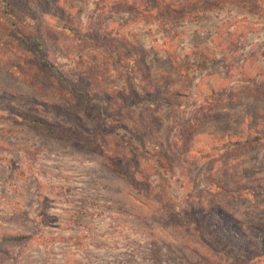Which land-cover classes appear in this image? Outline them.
Here are the masks:
<instances>
[{
    "label": "rangeland",
    "instance_id": "1",
    "mask_svg": "<svg viewBox=\"0 0 264 264\" xmlns=\"http://www.w3.org/2000/svg\"><path fill=\"white\" fill-rule=\"evenodd\" d=\"M33 7L115 43L123 60L104 85L127 94L131 81L139 97L109 119L98 141L103 155L84 146L87 139L39 134L23 119L42 117L77 136L83 129L66 114L93 130L104 124L99 110L0 64V233L30 237L0 244V264H264L212 235L206 212L229 221L227 231L264 242V140L216 163L175 159L178 146L195 157L218 136H264V0H33ZM59 39L103 71L102 41ZM2 55L11 64L0 47ZM232 173L241 177L228 184L230 196L209 190L214 177ZM239 186L249 191L240 195Z\"/></svg>",
    "mask_w": 264,
    "mask_h": 264
},
{
    "label": "trees",
    "instance_id": "2",
    "mask_svg": "<svg viewBox=\"0 0 264 264\" xmlns=\"http://www.w3.org/2000/svg\"><path fill=\"white\" fill-rule=\"evenodd\" d=\"M60 36L72 37L79 41H90L92 45L97 47L102 41L109 56L103 71L100 70L97 63H92L84 57L72 53L70 47L62 44L59 39ZM0 47L14 58L10 64L8 59L4 57L5 55L0 57V64H7L12 75L25 80L43 79L49 84L65 90L67 92L65 94L70 95L71 98L81 99L89 109L99 110L104 116V118L99 117L104 123L103 126L100 125L99 129L91 130L82 124L81 118L76 114L67 113L69 122L83 129L81 130L82 133H77V136L71 128L60 123H50L42 117L31 114L23 115L24 123L39 134L64 139L75 137L87 139L84 146L99 150L100 153L106 155V150L98 142L101 132L106 130L105 127L109 119L114 121V118L126 115L127 106L133 107V101H138L136 98L139 97V93L134 89V84L128 79H126V84L128 85L129 82L130 89L127 86V94L125 90L116 87L107 88L104 85L106 77L110 76V68L112 67L115 71V68L120 67V62L123 60V57L119 55L120 48L109 40L90 36L80 24L69 17L49 10L44 14L39 13L33 7V0H0ZM130 93L133 98L127 96ZM116 96H118L120 103L116 100ZM129 118L131 119V117ZM84 130L87 131L86 134ZM137 137H139V142L145 145V139L143 140L142 136ZM236 137L235 135L218 136L209 152L195 157H190L188 149L178 146L175 159L178 163L189 162L190 165H197L202 158L210 163H216L233 153L257 149L264 140V136L257 134L243 138ZM157 142L154 144L151 141L148 144L158 147ZM162 151L164 150L162 149ZM163 164L166 163L163 161ZM120 169V167L113 166V170L118 174L121 173ZM169 170L171 171V169ZM126 176L130 178L129 173ZM224 177L223 179L214 177L209 190L230 196L228 184L231 180L235 181L241 176L232 173ZM243 190L249 191L248 187L244 189L240 186L237 187V192L240 195L244 194ZM206 212L207 216L208 214L211 215L208 230L212 235L228 240L231 245L251 256L252 259L264 257V242L255 243L244 234H238L234 230L227 231L226 228L231 226L229 221L226 222L224 218L213 211V208L208 207ZM29 238L23 234L0 233V244H26L29 243Z\"/></svg>",
    "mask_w": 264,
    "mask_h": 264
}]
</instances>
